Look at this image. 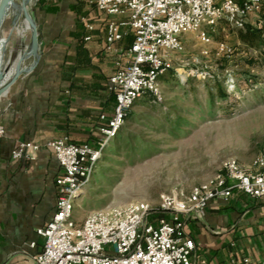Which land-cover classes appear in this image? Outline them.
I'll return each mask as SVG.
<instances>
[{
    "label": "built area",
    "instance_id": "obj_1",
    "mask_svg": "<svg viewBox=\"0 0 264 264\" xmlns=\"http://www.w3.org/2000/svg\"><path fill=\"white\" fill-rule=\"evenodd\" d=\"M96 7L112 19L107 28V47L112 49L130 32L134 39L126 60L110 77L115 94L113 115H102L103 137L98 147L76 143L68 136L46 142L63 169L57 178L56 211L49 222L38 228L44 237L43 250L35 264H193L196 242L187 234L186 217H201L215 198L228 199L235 190L251 197L264 196V155L250 168L236 159L224 163L223 172L193 186L188 192H162L157 204L134 201L125 206L109 205L90 211L81 221L74 218L75 201L95 172L104 149L118 135L127 116L143 95L161 102V77L172 61L185 51V36L196 32L204 45L214 42L209 29L225 22L244 29L260 13L263 0H79ZM127 26V30H122ZM89 30L94 25L88 23ZM209 28V29H208ZM91 36H86L90 40ZM219 52L230 51L224 41L216 43ZM207 52V50H205ZM182 82L197 76L206 80V69H177ZM229 94L238 97L236 78L228 72L224 81ZM6 128L0 122V139ZM29 140H19L12 150L15 160L32 158L41 148ZM158 214L155 221L149 217ZM238 264H254L245 256ZM264 264V260L262 262Z\"/></svg>",
    "mask_w": 264,
    "mask_h": 264
},
{
    "label": "crops",
    "instance_id": "obj_2",
    "mask_svg": "<svg viewBox=\"0 0 264 264\" xmlns=\"http://www.w3.org/2000/svg\"><path fill=\"white\" fill-rule=\"evenodd\" d=\"M112 19L127 15L109 16L79 0H37L41 57L0 97V122L6 128L0 139V264H35L43 250L37 230L56 211V180L63 173L46 142L68 136L76 143L100 144L101 116H112L116 103L110 77L134 39L130 32L109 49ZM2 57L0 37V62ZM19 140L43 147L32 158L15 160L12 150ZM84 198L83 191L79 204ZM186 231L197 244L193 264H238L245 256L262 264L264 196L235 190L228 199H212L201 217H186Z\"/></svg>",
    "mask_w": 264,
    "mask_h": 264
},
{
    "label": "rangeland",
    "instance_id": "obj_3",
    "mask_svg": "<svg viewBox=\"0 0 264 264\" xmlns=\"http://www.w3.org/2000/svg\"><path fill=\"white\" fill-rule=\"evenodd\" d=\"M36 4L37 0L27 4L35 20ZM11 24V19L6 20L8 67L22 43L31 40V31L23 38L10 33ZM249 25L264 26V0ZM238 30L225 22L215 31L209 29L214 40L210 45H204L196 32L185 36L184 53L174 58L172 68L161 77L162 101L147 94L136 101L97 163L84 200L79 204L76 199L74 218L81 221L90 211L109 205L134 201L155 205L162 192H188L215 177L229 159L250 168L264 155V43L248 47ZM219 41L226 42L230 51L219 52ZM196 68L208 70L212 77L190 76L182 82L176 72ZM228 72L238 82V97L225 87ZM176 113L189 125L173 131L168 116ZM158 217L153 214L149 219L153 222Z\"/></svg>",
    "mask_w": 264,
    "mask_h": 264
},
{
    "label": "bare ground",
    "instance_id": "obj_4",
    "mask_svg": "<svg viewBox=\"0 0 264 264\" xmlns=\"http://www.w3.org/2000/svg\"><path fill=\"white\" fill-rule=\"evenodd\" d=\"M25 2L26 0H10L4 20L0 26V37H1L2 45H3V57L1 58V62H0V65H1L0 86H2L3 84H6L9 80H11L12 76L15 73L16 64L18 61V58H17L14 61L13 65L9 67L5 75V69L8 67L7 62H5L6 45L8 43V38L6 37V32H5L6 20H9V19L12 20L10 32L12 34L16 33L17 38L18 36L23 38L26 33H30L29 31H31V24L25 16V10H26ZM29 46H30V43H22L20 50H19L20 51L19 56L25 54L29 50ZM28 64L29 63L26 60L22 62L21 66L25 67Z\"/></svg>",
    "mask_w": 264,
    "mask_h": 264
},
{
    "label": "water",
    "instance_id": "obj_5",
    "mask_svg": "<svg viewBox=\"0 0 264 264\" xmlns=\"http://www.w3.org/2000/svg\"><path fill=\"white\" fill-rule=\"evenodd\" d=\"M32 1L33 0H26L25 2V9H26L25 16L31 24V40H30L29 50L25 54L18 56V61L16 64V70L14 75L12 76L11 80H9L6 84L0 86V97H2L7 93L11 85L18 79L19 76L34 70L41 57V41H40L39 28L34 18V15L29 12L28 7L26 5V4H32ZM9 2L10 0H1L0 2V26L4 20ZM29 59H31V62L27 66L22 67L21 66L22 62ZM0 81H1V77H0Z\"/></svg>",
    "mask_w": 264,
    "mask_h": 264
},
{
    "label": "trees",
    "instance_id": "obj_6",
    "mask_svg": "<svg viewBox=\"0 0 264 264\" xmlns=\"http://www.w3.org/2000/svg\"><path fill=\"white\" fill-rule=\"evenodd\" d=\"M238 37L248 47L259 48L262 45V43H264V26H253L247 24V26L244 29L238 30ZM219 93L222 96L226 95V93L221 89L219 90ZM168 117L170 120L171 129H173V131L175 130L178 131V129L189 125V121L185 120L177 113L176 115H170Z\"/></svg>",
    "mask_w": 264,
    "mask_h": 264
}]
</instances>
